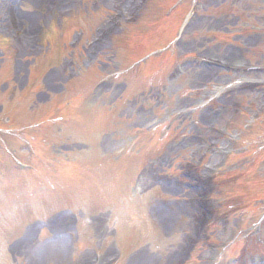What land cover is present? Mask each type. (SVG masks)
Masks as SVG:
<instances>
[{"label": "rangeland", "instance_id": "1", "mask_svg": "<svg viewBox=\"0 0 264 264\" xmlns=\"http://www.w3.org/2000/svg\"><path fill=\"white\" fill-rule=\"evenodd\" d=\"M119 1L19 0V8L15 9L17 21L10 22L6 11L8 6L12 5L13 0H0V110H6V107L12 108L8 104V99L14 92L15 95H22V100L16 108V113L22 118L27 117L24 122L33 119L29 118L30 114H28L32 111L37 114L32 115L33 117L47 114L52 96L55 93L67 92V90L61 91L62 85L72 77L73 74H70V71L75 69L72 65L77 66L78 64L76 62L77 53L74 52L73 60L75 61L72 65L68 63L66 66L60 65L54 71L47 73L45 78L38 80L36 84L37 92L31 94V85L29 86L31 78L30 68L35 60L43 57L44 52L47 50V46H44L46 40L40 34L41 29L48 25L50 29L56 28V23L57 21L61 22L62 15H71L74 11H77L79 17L81 12L87 16L93 13L100 20L96 24L91 23L92 27H88V22L82 18L81 23L79 22L80 25L82 24L81 27H83L81 41L84 44H88L89 41H92L97 29L104 25L106 15L101 12H105L104 9H111L110 7H114ZM127 2L133 5L128 10L125 6V13H122L123 16L119 19L122 24L115 29L112 36L105 42V45H109L111 41H121L123 39L122 37L117 38V36L127 31V28L122 26L126 21L131 20L132 22L129 25L134 28L136 26L134 22L139 25L144 19L146 20L151 12L146 10L141 13L142 8L140 9L132 0H127ZM191 6L192 8L195 7L193 9L194 13L184 28L187 30V36L184 38V42L178 45L180 51L192 50L198 54L212 55L234 63L245 62L244 56L242 58L241 55H235L237 46L252 50L260 47L264 51V15L261 16V14H264V0H181L179 6L171 11V19L169 18L165 21L158 32L147 33L138 37L137 40L140 47L149 49L158 44H163L167 39H172L176 35L175 30H177L179 23L185 19ZM101 8L103 9L98 10ZM207 8L208 11H205ZM214 8L218 10L213 11ZM150 18L151 16L147 19ZM238 25L244 30L243 32H240ZM86 29H90L92 33L88 34L89 32L87 33ZM49 36V34H46L47 39ZM4 38H6L7 42L3 41ZM67 40H70V38L66 39V43H68ZM59 43L61 44V42ZM60 44L59 50L63 49ZM99 46L91 49L90 55H96L93 59L89 55V65H99V67L103 68L102 76H110L114 71H119L120 66L128 61V57L132 59L137 56V47H133L130 52L116 49L114 53H111L115 58L111 59L110 54H105L104 57L100 56L101 59H106L103 64L94 61L99 55H103L102 49L104 46L98 51L97 48ZM76 50L78 51V48ZM257 60L260 61L259 58ZM261 62L264 63V61ZM166 65V63H161L160 65L158 60L152 59L136 68L133 71L134 73L127 75V90H129L131 99L118 104L122 119L117 123L115 130L111 129V131L117 132L114 140L111 141V138L105 135L104 137L101 135L98 141L95 140L97 136L109 128L108 126L111 123L110 116L103 113V106L95 108V105L98 102H109V99L118 97L122 89L121 84L112 82L108 77L99 82L88 97L79 98L80 106L75 111L76 116H74L78 122L75 125L66 120L63 122L65 134L62 137L52 133L48 135L50 145H56L66 137L72 138L68 140V149H73L72 156L76 160L81 156L77 160L78 165L84 169L87 164H90L86 177L82 178V181L76 175H71L72 170L70 172L64 170L65 165L62 162V157H65V154L56 155L55 162L52 163L46 162L48 159L47 153L42 151L37 159L33 161L37 168L36 172H30L28 169L18 171L11 168V165H8V158L5 160L7 156L4 153L1 154L0 189H3V197H1V194L0 264H89L94 253H98L102 257L103 262H108L117 254L119 243L123 242L121 236L117 234L119 233V216L123 212L120 208L125 211L130 210L132 215L139 213L138 210L145 211V215L154 220L156 227L153 231V236L149 238V227L147 226L150 225L148 223L140 224V221L134 222L130 220L132 226L127 228L131 233L129 236L127 232L125 233L127 241L123 244V258L129 254L132 264L139 260L140 264H182L186 260L193 248L194 222L198 217V210L194 201L196 191L190 190L186 186V182H184L186 177H182V175L178 174L176 179L171 182L166 180L165 182L164 177L159 176V174H166L167 170H164V166H167L165 161L168 158L171 160L174 158L178 162L176 165V171H178V168L180 169L184 165H180V163H184L185 158L188 159L187 162L194 161L192 157H195L196 153L203 148H201V145L195 146L197 143H194L195 140L190 139L189 136L191 135H188L186 128L190 121V115H186L184 112L189 107L190 109L196 108L195 121L200 124L198 130L193 129L196 133L202 134L204 132V136L208 137L211 135L209 128L212 129L215 125H223L224 120L217 121L213 115L217 112L214 109L219 108V99L214 100L209 99V97L214 96L212 85H224V80L218 76L219 70L217 72L213 71L210 75L211 78L205 79V72L203 74H198L197 71L186 73L187 69H185L173 82H168L167 85H157L152 88L153 93L147 94L148 90H144L148 86L153 85L151 83L152 80L161 79L160 70L164 73L167 68ZM180 69L182 67L177 71L181 72ZM155 71L157 72V77L148 76ZM252 77L254 78V76ZM237 78H245V75H239ZM255 78L258 81L261 77ZM73 87L82 90L80 89L79 81ZM184 87L189 89L182 90ZM199 89L203 91H199ZM206 90H209L211 95ZM222 90L219 94L223 92ZM184 91H190V93L188 95L179 94ZM249 92L244 91L241 97L236 93L231 98L232 101L228 108L233 106L231 111L237 108H240V111H238L239 114L235 111L236 118L233 121L239 126L236 130L228 129L227 131L230 134L240 135L241 137L247 134L250 137L262 128L255 125L245 132L240 129L242 109H253V104L256 100L255 95ZM155 94L158 96H152ZM92 97L97 100L94 105L90 104L89 101ZM214 97L216 98L217 96ZM203 99L207 100V103ZM259 100L262 103L261 97H259ZM98 109H101L102 112L96 111ZM68 111H71V108ZM231 111L226 112L228 114ZM79 115H81L80 119ZM157 118L162 121L166 118V120L162 122ZM151 120H156L160 125H164L168 121V126L165 130L169 134L166 136L165 141L170 139L171 136L176 137L178 140L168 144L166 154L152 165H148V169L152 168L150 172H146L145 168L142 175H140L141 178L138 180L139 191L142 193L147 192L145 196L138 199L126 198L119 203H115L113 208V204L108 202V200H112L117 194L111 191L108 186L112 188L116 183L129 185L132 181V176H136L137 168L143 163L139 159L141 154L131 159L125 155L126 150L131 147H137L139 141L131 142L125 138L126 141L122 144L120 137L124 138V135H128L129 132L137 128L147 127ZM183 135H185L184 139H182ZM91 136L94 139V141L92 140V144L94 143L93 147L100 149L103 156H89L90 154L83 153L82 147L89 145L86 139H90ZM10 142L20 151L22 155L20 158L30 163L31 157L29 154L31 152L26 144L23 146L17 145L13 139H9L8 143L10 144ZM96 143L98 144L97 147ZM156 143L159 142L157 141ZM226 145L225 147H227ZM178 152L181 153L179 154ZM209 158L207 162L216 161L214 156ZM239 164V161H232L228 162V165L225 164L224 167L228 166V169H233ZM118 166L124 167L125 170ZM186 167H191L194 173L200 172L201 169L197 165H187ZM56 169L64 173L66 175L65 178H71L72 180L66 182L67 180L62 179V175L56 173ZM256 171L258 170L255 169L254 172L256 173ZM31 174L39 175L41 183L49 181L50 186H58L52 190L43 189L39 187L38 179ZM89 174H91L90 177ZM155 176H159L158 182L154 180ZM249 180H251L252 186L250 189L254 191L253 194L264 198V182H256L258 178L254 176H251ZM88 184L90 185L87 186ZM17 190L20 191L17 192ZM101 190H105V193L109 192L108 199L101 196ZM9 191L12 192V195L14 192L16 194L12 197L8 194ZM122 191L123 187H121ZM73 197L77 200H99L98 202L100 203L97 208L92 209L84 206V212L79 210L76 216L66 209L67 206H72ZM249 197L245 196L246 199ZM192 205L195 206L196 211L192 208ZM261 209L264 211L263 207ZM117 217L119 218L117 219ZM76 218L78 221L75 220ZM241 220L240 215H238L231 220L226 219L222 230L219 226L213 231L209 229L203 239V246H208L210 233H212L210 239L213 240L212 242H217V239L223 242L222 236L233 232H238V237L242 238V235L246 234L256 217L249 218L246 221ZM236 223L237 225H235ZM58 227L67 228L65 229L66 233L59 235L57 233ZM234 227L235 230L233 231ZM257 228L252 230L249 238L255 240L258 237L261 241L257 251L254 250L257 254L254 257L262 261L264 260V221ZM218 235L222 236L219 238L217 237ZM51 237L53 238L51 239ZM154 237L153 242L152 239ZM64 240L65 242H63ZM28 246L29 251L27 250V253L25 250ZM209 256L207 255V248L201 249L197 246L192 251L187 264H211ZM210 257L216 260L215 256ZM223 261H226L224 257L214 261V263L221 264ZM256 264L264 263H259L257 260Z\"/></svg>", "mask_w": 264, "mask_h": 264}, {"label": "bare ground", "instance_id": "2", "mask_svg": "<svg viewBox=\"0 0 264 264\" xmlns=\"http://www.w3.org/2000/svg\"><path fill=\"white\" fill-rule=\"evenodd\" d=\"M60 241V240H59Z\"/></svg>", "mask_w": 264, "mask_h": 264}]
</instances>
